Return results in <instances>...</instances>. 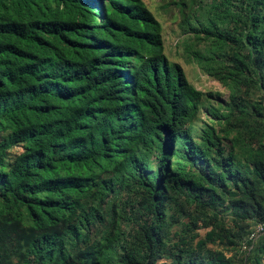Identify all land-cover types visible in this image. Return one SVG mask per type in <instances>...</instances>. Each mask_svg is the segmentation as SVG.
Instances as JSON below:
<instances>
[{"label": "trees", "instance_id": "1", "mask_svg": "<svg viewBox=\"0 0 264 264\" xmlns=\"http://www.w3.org/2000/svg\"><path fill=\"white\" fill-rule=\"evenodd\" d=\"M211 1L199 29L210 55L192 59L264 97V0ZM161 31L142 0H0V264H232L208 248L236 244L223 226L195 236L167 217L180 189L204 213L229 200L234 218L264 223V145L241 168L238 143L222 148L212 127L193 139L203 95ZM250 109L264 117V99ZM128 185L147 206L123 244L115 211H102ZM243 263L264 264V235Z\"/></svg>", "mask_w": 264, "mask_h": 264}, {"label": "rangeland", "instance_id": "2", "mask_svg": "<svg viewBox=\"0 0 264 264\" xmlns=\"http://www.w3.org/2000/svg\"><path fill=\"white\" fill-rule=\"evenodd\" d=\"M142 2L161 25L164 55L167 60L171 64L179 65L190 85L203 95L196 120L192 125L191 136L196 142H201L205 137L204 132L212 127L215 135L220 139L222 148L230 150L235 143H238L233 147L237 155L235 164L245 168V165L250 164L249 155L259 146L264 145V117H257L256 111L250 109L255 105V101L259 104L264 97L255 88H247L245 91L244 86L239 87L238 93H235L237 90H231L219 79L205 73L192 59L193 51L210 55L207 51L211 49V42L199 33V29L213 17L207 13L212 1L142 0ZM219 23L216 21L214 24L220 27ZM232 59L233 57L227 58L225 54L222 58H218L217 63H221L222 60L227 63ZM242 99L245 102H242ZM250 112L252 115L247 117L245 114ZM216 149L212 148L211 157L216 154ZM150 161L154 162V155H151ZM196 171L197 169H194V172ZM190 194L186 189H180L175 198L177 209L175 212L169 211L167 217H171V221L177 219L179 224L190 225V228L191 222L195 224V236H203L216 225V230L219 231V227L223 226L235 237L236 244L229 246L224 241L222 244L208 245L209 250L224 253L232 264H244L246 252L239 247L238 242L240 236L251 231L258 221L249 215L243 220L234 218L232 212L236 209L229 200H225L224 204L213 213H204L197 200L193 199L194 194ZM146 206L147 201L142 191L129 185L118 190L103 206L102 212L109 214V218L115 211L119 221L117 230L119 242L130 244L135 240V234L140 231L139 226L145 221L142 212ZM237 212L242 214L245 211L238 209ZM179 224H175L172 230L183 233L184 228ZM120 251L121 249L118 252ZM165 262L160 260L158 264Z\"/></svg>", "mask_w": 264, "mask_h": 264}, {"label": "built area", "instance_id": "3", "mask_svg": "<svg viewBox=\"0 0 264 264\" xmlns=\"http://www.w3.org/2000/svg\"><path fill=\"white\" fill-rule=\"evenodd\" d=\"M264 235V223H258L255 227L249 232V235L246 238L245 243L242 244V250L246 253L250 252L254 244L258 241V239ZM251 244L249 246L248 244Z\"/></svg>", "mask_w": 264, "mask_h": 264}]
</instances>
